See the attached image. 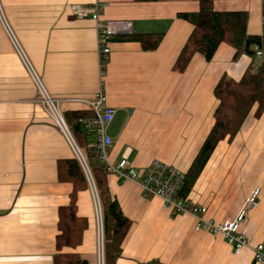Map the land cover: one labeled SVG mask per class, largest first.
<instances>
[{
	"label": "crops",
	"instance_id": "crops-1",
	"mask_svg": "<svg viewBox=\"0 0 264 264\" xmlns=\"http://www.w3.org/2000/svg\"><path fill=\"white\" fill-rule=\"evenodd\" d=\"M3 14L48 92L61 99L64 115L89 114L73 97L93 98L102 87L116 109L107 133L109 160L124 155L143 173L153 160L187 172L214 124V88L223 75L239 80L252 58L222 42L212 60L195 53L185 71L173 68L193 24L178 12L200 0H1ZM100 2L102 19H129L134 33H163L155 50L113 38L102 74L97 21L79 17L73 5ZM217 10H245L248 32L264 34L262 0H213ZM39 91L0 17V264H54L60 209L74 184L59 163L76 158L65 135L45 113ZM255 109L238 133L216 145L187 198L207 208L206 219L233 220L255 187L258 205L241 231L250 245L236 253L222 233L196 229L189 213L175 214L158 196H146L138 180L107 175L108 186L130 220L114 264H260L252 246L264 244V112ZM89 116V115H88ZM72 129L85 153L87 139ZM89 144V143H88ZM76 213L87 220L75 251L97 264V233L90 188L77 195Z\"/></svg>",
	"mask_w": 264,
	"mask_h": 264
},
{
	"label": "trees",
	"instance_id": "trees-1",
	"mask_svg": "<svg viewBox=\"0 0 264 264\" xmlns=\"http://www.w3.org/2000/svg\"><path fill=\"white\" fill-rule=\"evenodd\" d=\"M177 16L189 21L194 27L174 63L175 70L185 71L197 52L201 53L207 61L212 60L222 42L228 43L235 49L234 59L242 54L252 58L249 68L241 79L236 80L223 75L214 88V95L218 100L214 111V124L189 170L185 172L180 195L187 197L218 142L226 136L230 138L235 136L253 109H255L256 117H260L264 112V34L248 32V11L217 10L213 0H200L198 10L181 11L177 13ZM114 38L139 41L144 50L150 51L159 46L163 33L133 32ZM256 48L263 50L262 59H257ZM87 111L90 113L77 111L65 115L71 131L75 129V133L85 139L89 132L83 128L80 119L92 115L91 110L87 109ZM94 142V138L87 142L86 152H82L93 173L104 207L106 264H114L122 251V243L130 228V220L123 213L119 202L111 195L107 181V175L110 172L100 159L97 147L92 145ZM59 170L62 179L71 181L74 189L70 203L60 209L61 232L57 236L58 251L54 256V264H88L78 252L65 251L63 248L73 249L82 242L88 223L86 218L76 213L77 195L81 190L87 189L89 184L77 158L60 161Z\"/></svg>",
	"mask_w": 264,
	"mask_h": 264
},
{
	"label": "built area",
	"instance_id": "built-area-1",
	"mask_svg": "<svg viewBox=\"0 0 264 264\" xmlns=\"http://www.w3.org/2000/svg\"><path fill=\"white\" fill-rule=\"evenodd\" d=\"M262 4L264 7V0H262ZM73 13L79 17L91 15L97 21L99 54L103 74L105 62L108 61L111 52L109 42L118 35L132 34L133 23L129 19H102L100 2H95L91 5L75 3L73 5ZM0 17L16 51L22 58L30 77L39 91L38 100L45 113L65 135L84 170L95 212L97 264H106L104 208L93 173L65 118L61 107V99L54 97L48 92L42 79L33 68L21 44L4 18L1 0ZM256 57L257 59L263 58V50L261 48H256ZM69 100L80 102L92 111L91 116H85L80 121L83 128L95 139L92 145L97 147L100 159L105 163L110 173L116 175L120 180H138L146 196L160 197L164 203V207L173 213L192 214L197 220L196 229L208 230L212 233H222L236 253L250 245L248 237L241 231V224L246 219L247 213L258 205L261 196L260 187H255L250 192L233 220H223L219 223H214L212 220L204 217V214L207 212L206 207L191 203L187 197L180 195L186 176V173L181 168L156 159L142 173L130 162L127 155H124L117 163H112L109 160V149L112 147L114 140L107 133V127L114 120L116 109L107 104L106 94L102 87L93 98L73 97ZM252 249L255 262L264 264V244L257 243L252 246Z\"/></svg>",
	"mask_w": 264,
	"mask_h": 264
},
{
	"label": "rangeland",
	"instance_id": "rangeland-1",
	"mask_svg": "<svg viewBox=\"0 0 264 264\" xmlns=\"http://www.w3.org/2000/svg\"><path fill=\"white\" fill-rule=\"evenodd\" d=\"M100 193V192H99ZM101 197V196H100ZM101 201H102V199H101ZM103 205V204H102ZM104 208V207H103ZM105 244H106V242H105ZM106 253V252H105ZM105 258H106V254H105Z\"/></svg>",
	"mask_w": 264,
	"mask_h": 264
}]
</instances>
